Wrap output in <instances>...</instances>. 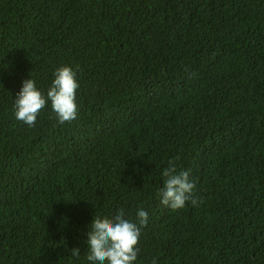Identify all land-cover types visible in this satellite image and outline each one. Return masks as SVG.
Here are the masks:
<instances>
[{"label":"trees","instance_id":"trees-1","mask_svg":"<svg viewBox=\"0 0 264 264\" xmlns=\"http://www.w3.org/2000/svg\"><path fill=\"white\" fill-rule=\"evenodd\" d=\"M61 66L76 119L17 120ZM170 160L198 206L161 203ZM120 209L133 264H264V0H0V264H92Z\"/></svg>","mask_w":264,"mask_h":264},{"label":"clouds","instance_id":"clouds-1","mask_svg":"<svg viewBox=\"0 0 264 264\" xmlns=\"http://www.w3.org/2000/svg\"><path fill=\"white\" fill-rule=\"evenodd\" d=\"M78 88L76 72L70 66L55 70L46 97L38 90L34 80L26 79L15 98V117L30 127L34 126L40 111L50 101L58 121L70 122L77 117L75 96ZM162 176L165 179L160 196L164 206L177 210L188 201L193 206L203 202L194 195L195 183L189 179V171L177 172L174 160L168 162ZM137 216L138 224L126 219L123 209L118 210L111 219L95 217L87 233V260L92 264H133L137 259L141 227L148 223L145 210L139 209ZM70 251L71 256L79 257V248Z\"/></svg>","mask_w":264,"mask_h":264}]
</instances>
